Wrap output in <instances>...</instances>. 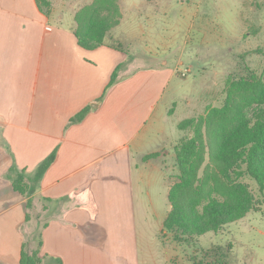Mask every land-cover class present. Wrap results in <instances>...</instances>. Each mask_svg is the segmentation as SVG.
Here are the masks:
<instances>
[{
  "label": "crops",
  "instance_id": "0c3cea01",
  "mask_svg": "<svg viewBox=\"0 0 264 264\" xmlns=\"http://www.w3.org/2000/svg\"><path fill=\"white\" fill-rule=\"evenodd\" d=\"M117 1L119 23L86 49L74 17L93 0H52L47 14L36 0H0V264H18L28 235L38 236L49 264H137L134 188L145 172L162 170L158 157H144L166 152L154 120L168 115L158 107L176 72L162 77L142 112L163 70H129L114 33L128 3ZM85 106V117L71 122ZM20 173L28 196L13 188Z\"/></svg>",
  "mask_w": 264,
  "mask_h": 264
},
{
  "label": "rangeland",
  "instance_id": "374dc122",
  "mask_svg": "<svg viewBox=\"0 0 264 264\" xmlns=\"http://www.w3.org/2000/svg\"><path fill=\"white\" fill-rule=\"evenodd\" d=\"M125 2L128 6L114 33L130 59L129 70L159 64L163 70L157 77L159 83L150 88L142 112L160 93L162 77L167 81L168 75L176 72L158 107L159 111L167 109L168 115L154 120L168 143L166 152H158L162 170L145 172L134 188L136 263L264 264V192L260 193L256 182L248 177L242 180L260 201L258 211L251 210L217 231L188 236L180 242L162 227L171 208L165 183L171 187L180 182L174 146L196 136V124L222 105L231 81L251 73L264 76V0ZM257 109L264 110V103L247 106L244 116L251 119ZM187 118L192 119L190 125L179 129L178 124ZM29 236L24 243L28 254L39 249L38 236L34 241ZM39 264L49 262L41 256Z\"/></svg>",
  "mask_w": 264,
  "mask_h": 264
},
{
  "label": "trees",
  "instance_id": "16d2710c",
  "mask_svg": "<svg viewBox=\"0 0 264 264\" xmlns=\"http://www.w3.org/2000/svg\"><path fill=\"white\" fill-rule=\"evenodd\" d=\"M51 2L36 0L40 10L46 14L50 11ZM120 18L117 0H93L75 14L74 34L78 44L86 49L102 45L106 34L119 23ZM116 71L112 73L106 89L114 83ZM263 103L264 76L251 73L243 79L231 81L222 105L196 124V136L174 146L180 182L169 188L171 208L163 227L174 234L176 241L217 231L244 217L247 212L259 210L260 201L254 198L249 185L242 179L254 180L259 192H264V110L257 109L251 119L244 116V110L249 105ZM89 109L85 106L70 121H81ZM191 122L192 119L187 118L178 124V128L184 129ZM55 154L53 151L45 159L41 169L54 160ZM158 155L155 152L144 158H156ZM12 185L21 195H29L30 186L23 173L13 178ZM26 205H30L29 200ZM38 245L39 249L28 254L23 244L18 264H39L40 240ZM55 260L57 264L61 263L60 259Z\"/></svg>",
  "mask_w": 264,
  "mask_h": 264
}]
</instances>
